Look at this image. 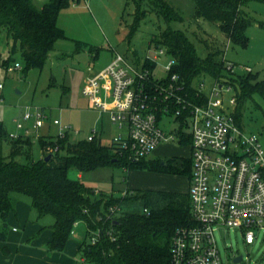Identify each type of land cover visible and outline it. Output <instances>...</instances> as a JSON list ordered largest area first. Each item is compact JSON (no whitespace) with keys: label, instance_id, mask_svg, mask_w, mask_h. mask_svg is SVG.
<instances>
[{"label":"trees","instance_id":"obj_1","mask_svg":"<svg viewBox=\"0 0 264 264\" xmlns=\"http://www.w3.org/2000/svg\"><path fill=\"white\" fill-rule=\"evenodd\" d=\"M35 1L0 0V28L12 39L11 51H20L25 62L24 69L42 65L54 41L64 36L57 25L59 11L79 0H43L39 4ZM128 1L135 5L133 24H137L146 9L140 10L142 0ZM148 1L166 19L174 17L181 20V16L166 0ZM193 1L196 18L217 22L230 42L242 47L247 45L246 30L252 19L241 10L246 0ZM154 42L157 47L163 44L173 58L169 72L177 73L191 99H194L196 89L193 79L197 75H210L230 83L236 93L234 116L239 125L244 100L253 93L264 97V79H258L251 70L241 75L227 68L223 58H217L218 50L209 51L205 57L199 58L183 32L166 27L156 35ZM7 64L8 60L2 63L4 67ZM146 65L152 72L155 61L147 60ZM180 131V141L190 142V135ZM37 141L41 150L46 151L43 157L33 159L31 135L19 134L11 138L0 120L1 241L5 240L7 213L14 209L12 193L19 192L30 197V204L38 216L53 217L50 225L52 238L47 244L49 251L62 250L72 237L75 224L81 222L84 234L79 241L80 254L85 260L94 264H168L173 231L180 225L192 222L188 191H140L134 197L143 203L142 211L127 213L120 210V205L131 194L128 190L120 197L96 192L67 174L70 168L80 172L112 165L117 161L125 168L174 170L167 161L158 157L129 160L114 151L113 141L110 145H104L97 135L90 140L86 137L73 139L69 133L63 137L57 134L41 135L37 136ZM4 143L8 147L7 153L3 152ZM49 148L54 150L48 151ZM48 154L50 157L44 160ZM18 156H22L25 162L17 160ZM187 169L190 179L191 160ZM112 206L118 209L107 217ZM97 230L100 231L97 240L91 243L90 238Z\"/></svg>","mask_w":264,"mask_h":264},{"label":"rangeland","instance_id":"obj_2","mask_svg":"<svg viewBox=\"0 0 264 264\" xmlns=\"http://www.w3.org/2000/svg\"><path fill=\"white\" fill-rule=\"evenodd\" d=\"M43 0H36L37 4ZM181 16L166 19L156 12L154 5L142 0L140 10L146 9L145 15L134 23L135 5L128 0H79L71 2L59 11L57 25L64 36L57 38L41 66L24 69V59L20 51H11L12 39L0 28V120L8 133L17 132L15 119H20L27 108L38 107L46 118L44 125L32 134L31 155L33 159L43 157L37 135H55L57 126L52 123L58 119L61 124L70 126L72 138H84L93 129L104 145H110L112 138L119 132L106 112H100L88 105L81 94V86L86 75L105 66L115 52L123 54L133 62L138 56L143 58L157 54L153 76H166L165 64L170 59L165 46L158 54L154 39L166 27L185 34L193 46L196 55L203 58L209 51H219L217 58L234 65L237 74L246 73L249 67L258 79H264V1L246 0L241 6L243 13L252 19L246 33L248 42L245 47L232 43L220 30L218 23L195 16L193 0H166ZM260 22L263 24L261 25ZM4 60L8 64L18 63L20 68L6 71ZM228 74V72L226 71ZM234 75L233 73H231ZM199 79L204 81V92L213 82L210 75L201 74L193 79L194 85ZM263 83V82H262ZM261 83V84H262ZM263 85V84H262ZM240 126L246 133H254L264 149V97L253 93L243 102ZM165 119V118H164ZM164 128L172 131L174 121ZM25 126L28 124L23 121ZM163 125V123H162ZM73 131H78L74 134ZM188 133V132H186ZM3 152H8L3 144ZM160 158L167 161L174 170L154 171L147 168H125L120 161L112 165L87 169L78 172L70 168V178L79 179L83 185L96 192L111 193L120 197L128 190L131 194L122 201L120 210L127 213L141 212L143 203L134 196L140 191L187 192L190 161V142H181L180 134L174 140L161 143L146 158ZM25 162L22 156L16 157ZM80 173V176L78 175ZM12 195L30 205V197L19 192ZM32 215H37L30 205ZM43 219H50L51 215ZM7 231L11 225L7 224ZM20 229L18 225H14ZM223 264H264V234H257L253 243H245L238 229L225 228L215 234ZM241 254L242 260L233 262V256Z\"/></svg>","mask_w":264,"mask_h":264},{"label":"built area","instance_id":"obj_3","mask_svg":"<svg viewBox=\"0 0 264 264\" xmlns=\"http://www.w3.org/2000/svg\"><path fill=\"white\" fill-rule=\"evenodd\" d=\"M158 48V54L164 52ZM156 56H137L131 62L115 52L102 68H89L80 91L90 107L108 113L119 129L112 138L114 151L129 160L149 156L161 143L174 140L180 130L188 132L192 222L173 231L168 264H223L216 232L236 228L249 244L258 233L264 234V149L254 133L244 132L236 122V93L230 83L213 78L208 92H204V81L199 79L191 99L177 73L169 72L173 58L165 64L166 76H153L146 61H155ZM233 66L227 64L231 70ZM19 68L17 62L5 65L6 71ZM45 118L38 107L27 108L20 119L14 120L17 132L9 136L36 135ZM170 120L175 124L172 131L164 128V121L167 125ZM23 121L28 124L25 126ZM52 123L59 137L72 134L69 125L58 119ZM95 135L97 131L93 129L86 138L90 140ZM117 209L109 207L107 217ZM99 232L90 238L91 243L96 242Z\"/></svg>","mask_w":264,"mask_h":264},{"label":"crops","instance_id":"obj_4","mask_svg":"<svg viewBox=\"0 0 264 264\" xmlns=\"http://www.w3.org/2000/svg\"><path fill=\"white\" fill-rule=\"evenodd\" d=\"M30 205L17 198L14 209L7 213L6 224L11 225V229L7 231V225L5 240H0V264H94L80 254L79 241L84 234L81 222L75 225L72 237L62 250L49 251L52 223L50 219H43L47 215L37 214L31 218Z\"/></svg>","mask_w":264,"mask_h":264},{"label":"water","instance_id":"obj_5","mask_svg":"<svg viewBox=\"0 0 264 264\" xmlns=\"http://www.w3.org/2000/svg\"><path fill=\"white\" fill-rule=\"evenodd\" d=\"M49 157H50V154L46 155V156L44 157V160H47ZM240 259H241V254L235 256V257L233 258V261H234V262H239Z\"/></svg>","mask_w":264,"mask_h":264}]
</instances>
